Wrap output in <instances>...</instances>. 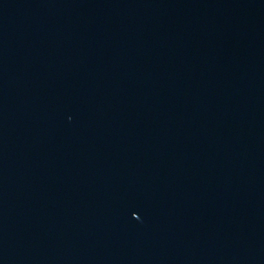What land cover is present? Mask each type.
<instances>
[{
  "label": "water",
  "instance_id": "obj_1",
  "mask_svg": "<svg viewBox=\"0 0 264 264\" xmlns=\"http://www.w3.org/2000/svg\"><path fill=\"white\" fill-rule=\"evenodd\" d=\"M0 264H264V0H0Z\"/></svg>",
  "mask_w": 264,
  "mask_h": 264
}]
</instances>
